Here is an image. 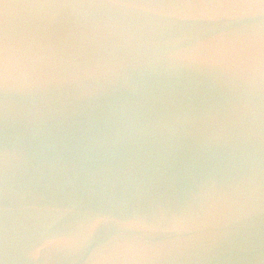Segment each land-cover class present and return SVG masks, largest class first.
I'll return each mask as SVG.
<instances>
[{"label": "water", "instance_id": "obj_1", "mask_svg": "<svg viewBox=\"0 0 264 264\" xmlns=\"http://www.w3.org/2000/svg\"><path fill=\"white\" fill-rule=\"evenodd\" d=\"M264 264V0H0V264Z\"/></svg>", "mask_w": 264, "mask_h": 264}, {"label": "rangeland", "instance_id": "obj_2", "mask_svg": "<svg viewBox=\"0 0 264 264\" xmlns=\"http://www.w3.org/2000/svg\"><path fill=\"white\" fill-rule=\"evenodd\" d=\"M31 241V231H20L10 240L6 249L3 250V259L9 263H21L23 261V255L28 251Z\"/></svg>", "mask_w": 264, "mask_h": 264}]
</instances>
